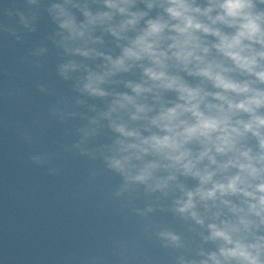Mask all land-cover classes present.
<instances>
[{
	"label": "clouds",
	"instance_id": "obj_1",
	"mask_svg": "<svg viewBox=\"0 0 264 264\" xmlns=\"http://www.w3.org/2000/svg\"><path fill=\"white\" fill-rule=\"evenodd\" d=\"M26 4L28 11L17 13L23 29L36 30L34 5L56 25L47 39L62 50L56 71L74 81V106L85 105L83 97L105 101L103 108L88 105L90 116L64 98L50 106L61 123L87 120L66 150L101 158L120 177L110 198L131 204L141 190L159 194L133 207L135 215L147 219L170 198L171 213L201 229L195 246L167 226L155 232L162 247L180 252L174 264H264V0ZM3 34L23 41L17 28L0 24ZM47 52L37 46L26 63L42 67ZM37 87L52 94L44 83ZM105 128L108 142L91 147ZM31 160L43 165L50 156Z\"/></svg>",
	"mask_w": 264,
	"mask_h": 264
}]
</instances>
